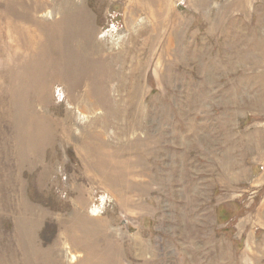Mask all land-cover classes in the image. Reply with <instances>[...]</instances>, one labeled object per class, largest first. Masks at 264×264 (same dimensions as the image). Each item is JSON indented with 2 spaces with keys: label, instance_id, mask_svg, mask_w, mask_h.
I'll return each instance as SVG.
<instances>
[{
  "label": "rangeland",
  "instance_id": "1",
  "mask_svg": "<svg viewBox=\"0 0 264 264\" xmlns=\"http://www.w3.org/2000/svg\"><path fill=\"white\" fill-rule=\"evenodd\" d=\"M0 264H264V0H0Z\"/></svg>",
  "mask_w": 264,
  "mask_h": 264
}]
</instances>
